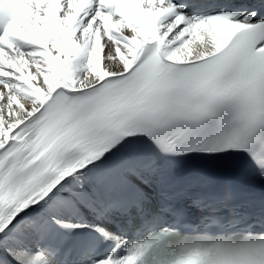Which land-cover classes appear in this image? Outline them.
I'll return each instance as SVG.
<instances>
[{
    "label": "snow or ice",
    "instance_id": "1",
    "mask_svg": "<svg viewBox=\"0 0 264 264\" xmlns=\"http://www.w3.org/2000/svg\"><path fill=\"white\" fill-rule=\"evenodd\" d=\"M253 176L264 0H0V264H264Z\"/></svg>",
    "mask_w": 264,
    "mask_h": 264
}]
</instances>
